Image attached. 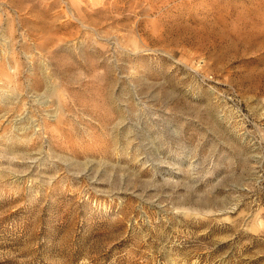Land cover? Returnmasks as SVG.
I'll list each match as a JSON object with an SVG mask.
<instances>
[{"label":"rangeland","instance_id":"374dc122","mask_svg":"<svg viewBox=\"0 0 264 264\" xmlns=\"http://www.w3.org/2000/svg\"><path fill=\"white\" fill-rule=\"evenodd\" d=\"M0 264H264V0H0Z\"/></svg>","mask_w":264,"mask_h":264}]
</instances>
